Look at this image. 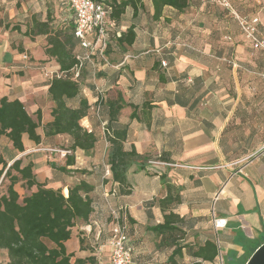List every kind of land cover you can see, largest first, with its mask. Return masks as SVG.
<instances>
[{"label": "crops", "instance_id": "obj_1", "mask_svg": "<svg viewBox=\"0 0 264 264\" xmlns=\"http://www.w3.org/2000/svg\"><path fill=\"white\" fill-rule=\"evenodd\" d=\"M31 1L30 9L25 8L20 14L24 19L41 13L39 8L34 9L39 0L36 4ZM133 1L134 5L126 7L121 16L118 28L123 32L133 25L134 43L126 50L111 44V66L107 68L86 62L89 72L82 93L90 108L80 123L98 136L94 151L85 154L76 150L74 165L67 167L69 173L56 177L52 166H63L64 162L51 164L52 157L41 152L66 150L68 140L60 135L44 138L37 131L41 142L34 144L24 134L21 153L6 138H0V146L3 143L6 150L5 154L0 149V157L8 166L19 159L23 165L31 163L37 183H46L53 189L81 180L93 186L92 214L86 223L72 228L70 239L64 243L66 252L73 254L71 264L88 257L107 260L109 241L117 231L128 237L132 264H155V260L166 264L172 248L151 228L162 221L163 213L171 211L183 219L184 235L178 237L179 243L215 240L219 253L229 254V260H246L264 243V65L252 58L254 54L247 45L254 50L248 42H239L240 36L237 40L226 37L231 45L228 50L216 48L221 35L218 30L205 25L202 29L201 19L189 16L195 11L196 16L203 14L199 11L206 7L201 3L194 6L190 2L194 12L188 14L164 8L154 20L151 0ZM253 1V15L260 19L263 31L264 0ZM13 8L11 20L15 21L17 8ZM214 23L227 26L230 20L217 17ZM195 26L199 31L194 30ZM2 31L7 30L0 27V97L18 99L32 117L39 110L45 125L52 120L47 89L53 77L46 80L44 71L54 73L58 66L45 59L40 47L43 39L39 38L34 48H40L38 58L43 63L21 75L12 67L19 65L30 46L23 43V53L17 52L8 36L1 35ZM226 51L229 59L234 57L231 65L224 63ZM124 54L131 58L118 71L113 65ZM118 96L124 106L114 123H125L133 111L136 114L124 149L134 148L146 161L156 155L160 164L159 171L151 172L154 166L141 167L142 159L136 160L127 172L133 186L128 196L120 194L107 165L110 144L104 131L109 119L106 102L115 101ZM134 180L144 181L145 187L136 188ZM167 185L171 187L169 191ZM167 194L171 197L169 202L160 204L159 200ZM220 219L226 224L216 229L214 220ZM175 260L216 264L200 262L186 250ZM0 264H9L4 249H0Z\"/></svg>", "mask_w": 264, "mask_h": 264}, {"label": "trees", "instance_id": "obj_2", "mask_svg": "<svg viewBox=\"0 0 264 264\" xmlns=\"http://www.w3.org/2000/svg\"><path fill=\"white\" fill-rule=\"evenodd\" d=\"M92 1L108 8L109 19L114 22L115 28L108 29L105 60L97 55H92L89 61L84 60L77 79H74L73 69L79 64L78 58H82L86 50L81 47L80 41L74 35L73 13L71 12V19L64 29L52 24L50 12H47L44 18H41L40 13L34 14L30 22L25 24L26 29L23 35L31 38L43 37L45 39L43 46L45 59L54 61L58 66L59 76H54L49 81L47 89L48 98L52 103L50 111L52 120L41 125L39 110L35 113V117H32L18 99L9 100L5 96L0 97V138H6L15 151L19 153L24 151L22 142L24 134L29 141L39 144L42 137L37 130L40 127L44 138L58 135L67 138L68 143L65 149L70 153L66 155L64 165L52 166L55 172L62 175L69 173L70 170L67 167L74 165L76 150L89 154L94 151L98 141V136L93 131L89 132L83 128L80 123L89 115L90 108L88 100L82 93L89 72L86 62H92L99 68L101 66L107 68L111 66L108 57L111 44L126 50L136 38L133 25L123 32L118 28L126 7L134 5L133 0ZM151 4L154 20L160 17L164 8H171L180 14H185L190 9V0H151ZM133 14L135 15L134 7ZM0 27L4 30L19 31L18 25L10 28L9 23H4L1 19ZM12 48H14L13 45ZM14 49L23 53L22 46ZM125 56L127 54H124L119 62L113 65L118 71L125 64ZM98 74L104 76L103 72ZM106 105L109 119L104 131L107 142L110 144L107 165L113 182L119 186L120 194L128 196L133 190L127 178L128 169L136 160L144 159L135 152L134 148L125 150L123 146L128 139L130 122L136 118V114L133 111L127 122L115 124L124 102L118 96L117 100L108 101ZM132 107L136 108V106ZM142 108H146V105L143 104ZM140 166L142 167V164ZM4 181H7V185L3 191ZM18 183H22V187L29 192L22 199L15 190ZM61 188L62 186L53 189L47 187L46 183H37L31 163L23 165L19 159L8 166V163L0 157V249L7 251L9 264H71L73 254L66 252L64 243L70 239L72 228L78 223H86L92 214L91 194L94 188L84 180L71 186L64 185V194ZM170 189L171 187L167 185V191ZM170 199L171 197L167 194L159 202L165 205ZM182 223L183 219L171 211L163 213L162 221L151 228L156 236H161L162 240L167 241V246L172 248L166 264H178L182 261L175 259L182 257L184 250L189 252L190 257L200 259V262L216 263L219 247L215 240L208 239L202 244L178 242L184 235L181 228ZM74 264H98V261L93 257H88L76 259Z\"/></svg>", "mask_w": 264, "mask_h": 264}, {"label": "rangeland", "instance_id": "obj_3", "mask_svg": "<svg viewBox=\"0 0 264 264\" xmlns=\"http://www.w3.org/2000/svg\"><path fill=\"white\" fill-rule=\"evenodd\" d=\"M22 1L23 2H21V0H19L18 2H17V0H11V1L10 0H0V19L4 23H9L10 26H13V25L19 26V31H9V29H8L6 32L2 31L1 35H3V34L7 35L9 38V41L14 46V48H17L18 46H22L23 43L30 46V49L27 50V54H23L21 56L22 59L19 62V65H13V67H12L13 70H17L21 75L24 74V71H28L27 69L37 68L40 66V63H43V62H40L39 61L40 59L38 58V56L41 54L40 48H38V47L34 48V43H36L35 42L36 39H39V38L43 39V37L31 38V37H26L23 35V32H25V29H26L24 21L30 22V18L32 16L28 17L27 19H24L23 15H20V14L24 10L30 9L32 1L31 0H22ZM16 2H17V5H16ZM33 2L36 4L37 0H33ZM190 2L194 6L197 5L198 3L199 4L201 3L204 7H206V9L203 8L199 11V13H203L202 15L198 14L199 16H196L197 12L196 11L194 12V10H191V9H189L187 11V13H185V14L191 13V11H193L194 15L191 14L189 16L193 17L195 19L200 18L201 22L203 24L202 29H204V25H205V26H208L211 30H218L217 32H219L221 35H219V38L217 39L218 45H216V48H218V49L225 48L226 50H228L230 48L231 45L228 44L230 42V40H228V38H226L227 36H231L233 39L236 38V40L240 36L239 42L246 43L244 41L243 37L241 36L237 22L234 20V18L228 12H226L225 10L220 8L219 6L214 5L209 0H190ZM32 5H33V3H32ZM233 5H234V8L237 10L238 13L247 15L249 17L255 16V15H253V13H254V1L253 0H233ZM13 7H16L18 9V10L16 9V11H17L16 16L18 18L16 19V17H15V19L17 21L16 20L13 21L14 19L11 20V18L13 16L11 13L14 9ZM37 8H39L41 10L40 11L41 12L40 13L41 18H44L45 14H47V12H50V15L52 17V24L54 26H58V28H61V29H64L66 27L67 22L71 19V16H72L66 0H39L38 6H36V8L34 7V9L37 10ZM214 8H217L216 9L217 11L214 10ZM217 17H221V18L230 20V24L227 26H224L221 24H219V25L215 24L214 22H215ZM63 22H65L64 25H62ZM197 27L198 26H195L194 30L196 29V31H199L200 28L199 27L197 28ZM216 28H218V29H216ZM44 41H45V39L40 41V47H42V49L44 46ZM247 49L254 54L252 57L254 60H256V61H258L264 65V55L263 54H261L260 52L252 51L248 45H247ZM16 51H17V49H16ZM23 51H24V48H23ZM226 52H227L226 59L228 62L225 61L224 63L226 65H231L230 63L234 60V57L232 56L231 59H229L230 53H228V51H226ZM220 63H222V62H220ZM258 72H257V75L255 74V76H257V79L259 80L260 77H259ZM44 75H45L44 77L46 78V80H49L50 79L49 76H51V78H52L54 76L59 75V72H58V69L54 73H49L48 71H47V73H45V71H44ZM34 117H35V114H34ZM41 120H42V115H41ZM41 125H43V124L41 123ZM37 131L40 134L42 133V135H43L41 127ZM58 145L60 146V144H58ZM65 145H66V143H65ZM0 149L6 154L5 145L3 143L0 146ZM43 151L41 153L47 154V156L52 157V159H50L49 162L51 164L54 163L57 165L58 164L60 165V164H62V162H65L64 160H65L66 155L70 153L68 150H60L59 148L58 149L53 148V149H48V151H46V150H43ZM45 151H46V153H45ZM64 151H65V153H63ZM63 154H65V155H63ZM155 156L156 155L149 156L150 159L148 157L147 159H149V160H147V161L142 159V163H141L142 165L154 166V168L150 170L151 172L152 171H159L158 170V167L160 166L159 161H158L159 159L156 158ZM55 175H56V177L58 175L62 176V174H60L58 172H56ZM144 183L145 182L141 181V180H139V181L134 180V184L137 186L136 188H139L140 190L145 187V186H143ZM2 184H3L2 190L4 191L6 188L5 186L7 185V181H4ZM64 185L68 186V184H64ZM64 185L61 188L63 194H64V188H63ZM15 187H16V189L19 192V195L21 197L28 195V191L24 187H22V185H19V183L16 184ZM218 258H219V260H216V264H245L247 261V260H244L246 257L242 258L243 260L242 259L241 260H229L228 259V258H230L229 254L224 255L222 253H219ZM226 258H227V260H226ZM161 261L162 260H155V264H163ZM131 264H132V262H131ZM182 264H190V260H182Z\"/></svg>", "mask_w": 264, "mask_h": 264}, {"label": "built area", "instance_id": "obj_4", "mask_svg": "<svg viewBox=\"0 0 264 264\" xmlns=\"http://www.w3.org/2000/svg\"><path fill=\"white\" fill-rule=\"evenodd\" d=\"M209 1L228 12L237 22L244 41L248 42L254 51L264 55V30L260 29L261 22L257 16L249 17L238 13L234 8L233 0ZM66 2L74 16V35L80 41L81 47L86 50L84 56L78 58L79 64L73 69L74 79H77L84 60L89 61L92 55L105 60L108 29H114L115 24L109 19L108 8L100 3L92 0H66ZM119 35L117 32V36ZM129 58L131 56H125L124 61ZM162 65L165 66V63ZM262 77L264 78V72ZM225 224L226 221L223 219L214 220L216 229L223 228ZM131 259L132 248L128 245V237L122 231H117L109 241L107 260H98V264H131Z\"/></svg>", "mask_w": 264, "mask_h": 264}, {"label": "water", "instance_id": "obj_5", "mask_svg": "<svg viewBox=\"0 0 264 264\" xmlns=\"http://www.w3.org/2000/svg\"><path fill=\"white\" fill-rule=\"evenodd\" d=\"M245 264H264V243L253 251Z\"/></svg>", "mask_w": 264, "mask_h": 264}]
</instances>
